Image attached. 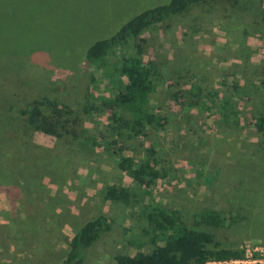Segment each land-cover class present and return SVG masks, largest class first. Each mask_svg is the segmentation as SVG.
<instances>
[{
  "label": "rangeland",
  "instance_id": "1",
  "mask_svg": "<svg viewBox=\"0 0 264 264\" xmlns=\"http://www.w3.org/2000/svg\"><path fill=\"white\" fill-rule=\"evenodd\" d=\"M168 1L0 0L2 85L20 81L21 91L70 107L79 123L60 137L33 130L27 140L0 128V264H59L77 227L100 214L110 229L82 264H115L114 254L135 250L123 234L133 225L128 210L103 197L107 184L133 182L105 147L113 124L98 106L135 42L154 71L147 108H159L164 124L126 140L121 152L140 161L152 147L166 173L148 188L154 202L177 209L188 227L212 232L220 246L264 259V134L251 125L264 107V0H205L112 48L102 64L84 61L95 40ZM191 85L201 91L193 95ZM207 92L231 97L238 124L199 108ZM204 209L223 212L224 224L195 225L193 214Z\"/></svg>",
  "mask_w": 264,
  "mask_h": 264
},
{
  "label": "trees",
  "instance_id": "2",
  "mask_svg": "<svg viewBox=\"0 0 264 264\" xmlns=\"http://www.w3.org/2000/svg\"><path fill=\"white\" fill-rule=\"evenodd\" d=\"M203 1L169 0L142 10L125 21L111 36L97 39L89 45L84 61L102 64L112 48L138 36L150 25L163 23ZM133 46L134 53L122 56L114 66L113 71L119 82L111 95L98 97V106L109 112L110 123L113 124V138L105 147L116 155V168L133 182L131 186L109 183L103 192L106 200L123 204L133 219V225L123 234L127 245L135 250L132 253L114 254V263L206 264L242 258V248L220 246L212 232L188 227L177 209H165L154 202L148 188L155 179L164 177L166 173L158 166L159 161L152 147L146 148L147 158L140 161L121 152V145L126 140L144 136L149 126L161 127L164 124V114L159 108H147L149 95L154 88V71L141 62L140 45L135 42ZM2 79L0 76V128L9 129L6 131L8 137L27 140L33 130L60 137L79 126L77 120L70 117L72 109L67 105H58L46 96L38 98L40 94L37 90L21 91L20 81L2 85ZM190 88L193 95L201 91L198 85H191ZM94 108L91 105L88 110ZM199 108L217 110L226 122L238 124L239 111L230 96L204 93ZM251 125L258 133L264 134V107L252 117ZM192 219L195 225L221 227L226 215L214 209H204L193 214ZM109 229L110 220L101 214L82 222L67 240L65 258L59 264H82L87 251ZM145 245H148V250H141Z\"/></svg>",
  "mask_w": 264,
  "mask_h": 264
},
{
  "label": "built area",
  "instance_id": "3",
  "mask_svg": "<svg viewBox=\"0 0 264 264\" xmlns=\"http://www.w3.org/2000/svg\"><path fill=\"white\" fill-rule=\"evenodd\" d=\"M227 261H229L232 264H264V259L262 261L254 258L249 259L247 255L243 256L242 258L230 259Z\"/></svg>",
  "mask_w": 264,
  "mask_h": 264
}]
</instances>
